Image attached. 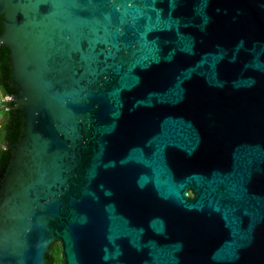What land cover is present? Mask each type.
<instances>
[{
  "label": "water",
  "instance_id": "obj_1",
  "mask_svg": "<svg viewBox=\"0 0 264 264\" xmlns=\"http://www.w3.org/2000/svg\"><path fill=\"white\" fill-rule=\"evenodd\" d=\"M24 130L0 264H264V0H0ZM191 192V197L188 196Z\"/></svg>",
  "mask_w": 264,
  "mask_h": 264
},
{
  "label": "trees",
  "instance_id": "obj_2",
  "mask_svg": "<svg viewBox=\"0 0 264 264\" xmlns=\"http://www.w3.org/2000/svg\"><path fill=\"white\" fill-rule=\"evenodd\" d=\"M3 32L2 16L0 15V36ZM9 49L0 46V91L4 97H17L18 89L13 84L12 68L9 59ZM15 101L6 102L3 112V122L0 125V182L3 180L12 162V150L3 147L15 146L22 137L24 119L22 110L17 108ZM1 191V190H0ZM55 250L46 256V264H55Z\"/></svg>",
  "mask_w": 264,
  "mask_h": 264
},
{
  "label": "rangeland",
  "instance_id": "obj_3",
  "mask_svg": "<svg viewBox=\"0 0 264 264\" xmlns=\"http://www.w3.org/2000/svg\"><path fill=\"white\" fill-rule=\"evenodd\" d=\"M5 148V146L3 147ZM52 250H55L56 254H55V261L56 263L55 264H64L63 263V258H62V246L60 243H55L53 245V249Z\"/></svg>",
  "mask_w": 264,
  "mask_h": 264
},
{
  "label": "crops",
  "instance_id": "obj_4",
  "mask_svg": "<svg viewBox=\"0 0 264 264\" xmlns=\"http://www.w3.org/2000/svg\"><path fill=\"white\" fill-rule=\"evenodd\" d=\"M6 102H7L6 97H4L0 91V125L3 122V112L5 109Z\"/></svg>",
  "mask_w": 264,
  "mask_h": 264
},
{
  "label": "flooded vegetation",
  "instance_id": "obj_5",
  "mask_svg": "<svg viewBox=\"0 0 264 264\" xmlns=\"http://www.w3.org/2000/svg\"><path fill=\"white\" fill-rule=\"evenodd\" d=\"M0 183H1V182H0ZM188 196H189V197H191V196H192V195H191V192H188Z\"/></svg>",
  "mask_w": 264,
  "mask_h": 264
},
{
  "label": "built area",
  "instance_id": "obj_6",
  "mask_svg": "<svg viewBox=\"0 0 264 264\" xmlns=\"http://www.w3.org/2000/svg\"><path fill=\"white\" fill-rule=\"evenodd\" d=\"M6 100H7V102H10V101H8V97H6Z\"/></svg>",
  "mask_w": 264,
  "mask_h": 264
}]
</instances>
